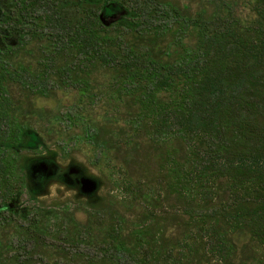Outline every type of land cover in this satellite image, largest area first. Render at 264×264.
<instances>
[{
	"label": "trees",
	"instance_id": "1",
	"mask_svg": "<svg viewBox=\"0 0 264 264\" xmlns=\"http://www.w3.org/2000/svg\"><path fill=\"white\" fill-rule=\"evenodd\" d=\"M242 4L0 0L21 43L37 45L34 60L0 59V230L37 229L39 217L19 206L22 132L32 124L16 113L12 80L25 86V104L54 103L59 88L86 106L106 102L97 129L81 104L41 115L83 126L98 165L124 155L113 181L121 194L65 233L76 264H264V0L248 1L245 16ZM18 69L25 75L4 74Z\"/></svg>",
	"mask_w": 264,
	"mask_h": 264
},
{
	"label": "flooded vegetation",
	"instance_id": "2",
	"mask_svg": "<svg viewBox=\"0 0 264 264\" xmlns=\"http://www.w3.org/2000/svg\"><path fill=\"white\" fill-rule=\"evenodd\" d=\"M10 10L12 8L0 6V59L9 63H25V61L34 60L37 45L33 42L21 43L22 35L19 34L24 31L10 29L13 22L7 21L9 16L3 15V12L7 13ZM12 70H8L4 74L7 77L12 74L25 75L23 69ZM9 83L7 89L11 97L12 80ZM21 88L23 97L19 103L25 125V122L29 123L28 117H25L28 113L26 108L28 103L25 104V86ZM76 95L75 98L71 97L72 101L83 107L86 106L84 103L86 97L81 93ZM103 103L104 101H102ZM48 104L50 105V102H47V105L41 104V106L48 108ZM44 114L45 111L41 115ZM85 114L89 119L91 118L90 113ZM53 118L51 116L48 119L49 124L43 130L36 129L31 125V127L25 126L22 132L23 154L25 155L23 172L25 175L23 184L25 210L29 205L36 207L39 215L38 228L22 231L0 230V264H69L67 262L68 252L70 264H76V243L70 242V245H67L68 243L63 240L67 236L65 233L68 232V229L73 228L78 221L88 224V211L95 207L101 208V205L109 203L110 197L118 194L114 191L116 188L113 187L114 182L111 177L108 175L107 178V174L103 173L102 166L98 165L100 148L96 146L93 139L82 136L81 130L84 127L82 126L78 130L79 136H76L75 129L77 128L75 126L67 128L68 134L64 137L62 136L61 120ZM106 118L108 117L90 119L94 122L93 128H99L100 122L108 123ZM86 125L89 126V123L87 122ZM42 131H47L51 135L45 136ZM53 131L59 132L58 138L52 136ZM78 140L93 145L90 159H88L89 155L86 157L80 153L77 154ZM82 157L84 159H80ZM31 193L36 196L31 198ZM62 246L64 247L62 248Z\"/></svg>",
	"mask_w": 264,
	"mask_h": 264
},
{
	"label": "rangeland",
	"instance_id": "3",
	"mask_svg": "<svg viewBox=\"0 0 264 264\" xmlns=\"http://www.w3.org/2000/svg\"><path fill=\"white\" fill-rule=\"evenodd\" d=\"M244 4H242L241 6L237 7V12L239 13H244V16L248 13L249 11V5L246 4L248 2V0H241ZM246 2V3H245ZM12 85V95L11 97L13 98V101L15 100L16 103L19 101L21 102L22 100V97H23V91H22V88L19 86V82H14ZM107 88H104L103 87V90L105 91ZM54 90V89H53ZM56 97H58V99H56L53 103V101H47L44 99V97L42 98H37V99H34V98H31L29 99V101H27V114H29L30 111H32L34 109V111L36 112V114H29L28 116V119H29V123H31L34 127H36V129H41L43 130L45 126H48L49 124V121L48 119L51 118V115H54L56 113H58L61 109L62 112H67L69 110H76V106L74 105V101H72V98H75L77 95L76 93V90L74 88H59L57 89L56 91ZM72 97V98H71ZM42 99V100H41ZM41 102V103H39ZM47 102H50V105L47 106L48 108H44L43 106H41V104H46L47 105ZM75 107V108H73ZM85 109H89L87 110V114L90 113V117H92L93 119L95 118H101V117H108L107 116V112L105 111L106 109V102H104L102 104L101 103H94L90 106H84ZM49 109L50 110V117L49 118H42L41 114H43V112L45 110ZM84 109V110H85ZM16 113L18 115H20V119L22 122H24V116L22 115V111H21V107L19 106L18 109H16ZM54 117V116H52ZM55 118V117H54ZM53 118V119H54ZM60 127V126H59ZM65 124H61V128H62V136H66L68 133H67V129L65 128ZM77 129H75L76 131L75 132H78L79 130V126H75ZM59 130V129H58ZM73 130V129H72ZM60 131V130H59ZM74 131V130H73ZM43 134L46 136V135H51L49 132L47 131H42ZM57 132V130H56ZM59 133V132H58ZM58 133H55L53 131V134L52 136L55 138L57 137V134ZM51 137V138H53ZM50 138V139H51ZM58 138V137H57ZM57 143L59 144V141H57ZM76 147L78 148L77 149V154L80 153L81 155L83 156H88V159H90V157L92 156V153H93V145L91 146V143L89 142H85V141H80L78 140L77 144H76ZM116 152V151H115ZM113 153L111 158H109L108 160V164L106 165L107 167H105V165H101L102 168H103V173H106L107 174V178H108V173L110 171H113L115 174H113V181H118L120 178H121V175L122 173H124V170H121L122 168V158H123V153L119 151L118 153V156H117V153ZM80 159H84V157L80 158ZM87 163V162H86ZM88 164V163H87ZM132 173H136L137 171H140V168H139V165L138 166H134L132 167V169H130ZM109 171V172H108ZM115 179V180H114ZM115 193H120L122 192V190H120L118 187H116V189H114ZM24 203H22L23 205H20L19 203V206L21 209H24L25 208V195H24ZM22 198V199H23Z\"/></svg>",
	"mask_w": 264,
	"mask_h": 264
}]
</instances>
